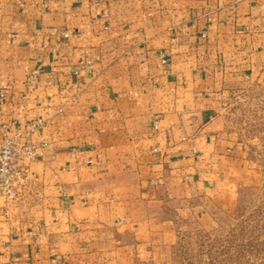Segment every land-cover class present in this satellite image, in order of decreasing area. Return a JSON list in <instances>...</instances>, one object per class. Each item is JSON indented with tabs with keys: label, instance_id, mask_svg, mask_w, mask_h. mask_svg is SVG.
Segmentation results:
<instances>
[{
	"label": "crops",
	"instance_id": "0c3cea01",
	"mask_svg": "<svg viewBox=\"0 0 264 264\" xmlns=\"http://www.w3.org/2000/svg\"><path fill=\"white\" fill-rule=\"evenodd\" d=\"M259 76L264 0H0V145L44 121L0 264H164L248 179L222 112Z\"/></svg>",
	"mask_w": 264,
	"mask_h": 264
},
{
	"label": "rangeland",
	"instance_id": "374dc122",
	"mask_svg": "<svg viewBox=\"0 0 264 264\" xmlns=\"http://www.w3.org/2000/svg\"><path fill=\"white\" fill-rule=\"evenodd\" d=\"M222 113L250 174L230 208L202 223L178 222L179 240L164 264H264V76L235 87Z\"/></svg>",
	"mask_w": 264,
	"mask_h": 264
},
{
	"label": "built area",
	"instance_id": "2783aa9c",
	"mask_svg": "<svg viewBox=\"0 0 264 264\" xmlns=\"http://www.w3.org/2000/svg\"><path fill=\"white\" fill-rule=\"evenodd\" d=\"M64 39L69 38V33L62 34ZM159 66L166 67L169 59L165 54L159 55ZM90 66L91 62L82 63ZM38 71L28 77V84L33 86ZM6 98L5 90L0 91V102ZM43 119H38L25 134L14 132L13 135H4L0 145V197L5 200L6 206L11 209L23 200L26 192L35 181L36 175L30 170V164L41 157V145H35L32 137L43 127ZM157 130V122L154 124Z\"/></svg>",
	"mask_w": 264,
	"mask_h": 264
}]
</instances>
